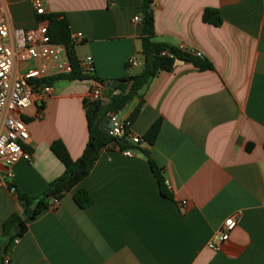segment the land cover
Listing matches in <instances>:
<instances>
[{"label":"crops","instance_id":"0c3cea01","mask_svg":"<svg viewBox=\"0 0 264 264\" xmlns=\"http://www.w3.org/2000/svg\"><path fill=\"white\" fill-rule=\"evenodd\" d=\"M0 2L11 34L37 25L31 0ZM143 2L44 0V6L46 14H64L71 33H83L75 46L83 73L109 82L142 69V25L134 16L142 15ZM206 8L219 11L220 25L203 21ZM153 13L156 41L199 52L212 69L177 61L154 77L122 113L130 116L143 100L131 131L143 137L161 118L156 142L140 148L123 140L139 150L134 156L118 142L103 149L57 206L11 241L8 264H264V0H155ZM131 55L137 67H128ZM94 81L56 77L53 92L25 109L32 158L13 164L9 176L0 164V244L8 241L4 220L23 213L12 188L41 196L64 172L52 142L61 140L73 159L82 155L89 135L83 100ZM144 148L170 180L171 197L162 195ZM80 188L93 199L88 207L74 200ZM233 214L238 223L230 237L219 250L209 248Z\"/></svg>","mask_w":264,"mask_h":264},{"label":"trees","instance_id":"16d2710c","mask_svg":"<svg viewBox=\"0 0 264 264\" xmlns=\"http://www.w3.org/2000/svg\"><path fill=\"white\" fill-rule=\"evenodd\" d=\"M154 2L155 0H144L142 5V52L145 60L141 71L120 78L107 103L103 100H92L91 98L83 100L89 135L82 155L77 159H73L65 144L61 140H55L51 144V150L64 164V172L49 183L41 196H31L12 186L23 208V213L22 215L19 213L11 214L2 224V234L8 237V241L5 244H0V264H4V256L11 241L16 237L23 236L26 232L28 221L50 207L53 198L61 199L65 193L73 190L90 173L103 149L114 142H118L122 149L127 148V144L123 142V139H116L105 131L103 123L107 111H122L132 100L141 96V91L150 84L154 77L161 71L173 69L177 61L191 62L200 70L212 69V63L201 55L154 39ZM43 18L49 22L48 29L52 40L66 45L73 65L72 72L61 77L67 79L94 78L107 84L108 81L92 73H83L81 62L76 55L75 46L70 44L71 32L65 15L62 13H48ZM202 18L204 22L216 26L222 23L217 9L206 8ZM53 80L49 79L47 82H52ZM142 106L143 100H140L131 112L130 118L132 120L138 116ZM161 125L162 120L159 118L152 123L144 134L143 138L149 145H153L156 142ZM24 148L26 147L24 146ZM141 150L147 158L152 172L158 179L162 195L171 197V193L164 182L162 168L154 160L149 148ZM74 200L82 208L88 207L93 203L92 197L83 188L75 191ZM16 225L19 226V229L14 231Z\"/></svg>","mask_w":264,"mask_h":264},{"label":"built area","instance_id":"2783aa9c","mask_svg":"<svg viewBox=\"0 0 264 264\" xmlns=\"http://www.w3.org/2000/svg\"><path fill=\"white\" fill-rule=\"evenodd\" d=\"M38 23L32 28H19L10 32L3 7L0 2V164L7 168L3 176L11 175L10 167L21 158L31 160L32 152L24 146L30 141V131L24 112L34 101L36 96L44 98L53 92L52 82L59 76L69 74L73 70L65 44L52 40L48 29V20L44 19L46 8L44 0H31ZM134 21L141 23L142 15L134 16ZM84 39L81 31L71 33L70 44L78 45ZM200 55L199 52H194ZM92 71L91 57H86ZM128 67L139 65L138 57L131 55L127 60ZM106 84L94 81L89 97L92 100H104ZM108 128L105 131L116 139H131V144L143 148L148 144L143 137L131 131L132 119L124 116L122 111H107L105 120ZM126 156H134L133 148H119ZM0 174V187L3 177ZM165 185L170 188V180L165 179ZM12 190H14L12 188ZM60 199L53 198L50 207H56ZM238 223L237 214L227 217L220 229L208 242V247L219 250L222 244L230 237ZM19 237L13 242L18 243ZM4 264L10 262V256H4Z\"/></svg>","mask_w":264,"mask_h":264},{"label":"water","instance_id":"95a60500","mask_svg":"<svg viewBox=\"0 0 264 264\" xmlns=\"http://www.w3.org/2000/svg\"><path fill=\"white\" fill-rule=\"evenodd\" d=\"M118 81H119V79H111V80L106 84V89H105V92H104L106 97L109 98V97L113 94L114 89H115V87H116ZM103 127H104V128H108V127H109V126H108V120H107V119L104 120ZM124 142H125V143H130V144H131V142L128 141L127 139H125ZM134 151H135V153H139V150H138V149H134ZM18 229H19V226L16 225V226L14 227V231H17Z\"/></svg>","mask_w":264,"mask_h":264}]
</instances>
